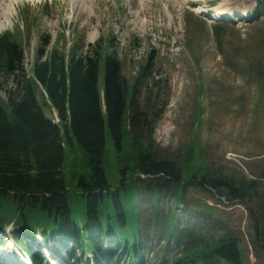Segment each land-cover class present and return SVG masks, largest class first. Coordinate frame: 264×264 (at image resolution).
Returning a JSON list of instances; mask_svg holds the SVG:
<instances>
[{
	"label": "rangeland",
	"instance_id": "obj_1",
	"mask_svg": "<svg viewBox=\"0 0 264 264\" xmlns=\"http://www.w3.org/2000/svg\"><path fill=\"white\" fill-rule=\"evenodd\" d=\"M193 3L207 13L224 8L232 14L227 23L210 20L199 15ZM256 3L17 0L12 4L10 22L0 30V36L8 33L9 39L22 47L24 69L29 73L37 50L44 51V59L54 49L66 54L75 43L81 56L90 46L100 45L102 55L113 53L119 62L126 100L136 103L145 123L142 120L144 124L131 132L126 106L118 149L103 113V167L113 188L122 183L129 187L128 197H137L139 185L136 244L145 257L144 264H173L189 253L200 252L206 243L228 237L239 240L242 264H264V0L253 16ZM103 84L101 59L100 93ZM133 86L136 90L131 93ZM35 93L45 116L59 123L43 90L38 87ZM5 98L0 92L4 104ZM70 149L65 152L62 172L69 190L67 199L74 203L78 199L76 180L87 171V158L77 144ZM144 152L156 160H172L184 179L197 172L212 179L226 176L235 184L243 180L255 185L241 200L227 196L223 189L210 190L195 182L182 193V203L175 205L177 190L173 184L162 189L153 201V192L144 189L141 181L136 182V178H143L134 166ZM154 212L157 215L152 228L148 221ZM170 215L175 216L173 233L169 229L166 232ZM255 227L259 241L255 239ZM13 229L12 224L4 228V236L10 234L11 241ZM34 240L35 251L43 260L50 250L55 254L54 264L69 250L77 252L69 242L50 239L45 245L38 236ZM83 253L78 250L80 258ZM214 264L230 263L218 260Z\"/></svg>",
	"mask_w": 264,
	"mask_h": 264
},
{
	"label": "trees",
	"instance_id": "obj_2",
	"mask_svg": "<svg viewBox=\"0 0 264 264\" xmlns=\"http://www.w3.org/2000/svg\"><path fill=\"white\" fill-rule=\"evenodd\" d=\"M260 2L257 1L254 16ZM9 37L8 33L0 36V92L6 97L5 104L0 101V228L12 224L19 237L33 238L40 233L44 241L69 242L77 251L92 255L82 262L76 257L75 249H71L69 257H63L70 264H115L126 256L128 264H142L136 244L139 239L136 222L140 220L137 218L139 185H136L137 197L132 199L126 193L129 187L125 183L113 188L107 182L103 167V113L118 149L122 139L121 118L126 106L131 132L145 123L144 113L136 103L126 100L119 62L113 53L102 55L100 45L90 46L81 56L75 43L66 54L54 49L44 59H41L44 51L37 50L27 76L23 70V49ZM101 59L103 110L98 88ZM38 87L43 90L60 124L45 116L35 93ZM135 90L133 86L131 93ZM75 144L86 155L87 171L79 174L76 180L78 199L73 203L67 199L69 190L62 167L65 152H71L70 147ZM134 169L144 177L136 178L137 184L139 180L144 189L153 192V201L162 189L174 184L177 190L175 205L182 203V193L195 182L202 188L223 189L227 196L241 200L255 185L243 180L235 184L226 176L212 179L197 172H191L184 179L172 160H156L145 152L139 154ZM156 215L154 212L148 221L152 228ZM174 219V215L168 216L166 232L169 229L173 233ZM259 238L255 227V239L259 241ZM238 244L235 237L218 239L173 264H214L218 260L242 264ZM20 245L23 247L25 243ZM25 248L29 250V245ZM32 259L41 262L39 256Z\"/></svg>",
	"mask_w": 264,
	"mask_h": 264
},
{
	"label": "bare ground",
	"instance_id": "obj_3",
	"mask_svg": "<svg viewBox=\"0 0 264 264\" xmlns=\"http://www.w3.org/2000/svg\"><path fill=\"white\" fill-rule=\"evenodd\" d=\"M17 0H0V7L2 5V3H5L3 10L0 9V30L5 29V26L8 22H10V16H11V11L12 10V4L15 3ZM15 7V6H14ZM2 8V7H1ZM214 16H223V15H227L228 13L232 14V11L230 12V10L227 9H216L214 11ZM242 14V13H241ZM8 248H12L11 244H8ZM21 248L18 246L17 252H20Z\"/></svg>",
	"mask_w": 264,
	"mask_h": 264
},
{
	"label": "crops",
	"instance_id": "obj_4",
	"mask_svg": "<svg viewBox=\"0 0 264 264\" xmlns=\"http://www.w3.org/2000/svg\"><path fill=\"white\" fill-rule=\"evenodd\" d=\"M99 88V87H98ZM102 93V92H101ZM101 93H100V97H101Z\"/></svg>",
	"mask_w": 264,
	"mask_h": 264
}]
</instances>
